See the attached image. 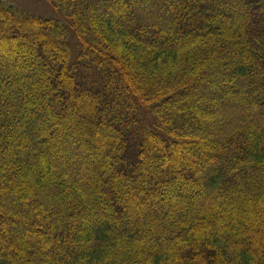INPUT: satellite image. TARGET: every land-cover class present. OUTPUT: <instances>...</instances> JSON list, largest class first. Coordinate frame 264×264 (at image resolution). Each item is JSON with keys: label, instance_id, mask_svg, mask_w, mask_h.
<instances>
[{"label": "trees", "instance_id": "1", "mask_svg": "<svg viewBox=\"0 0 264 264\" xmlns=\"http://www.w3.org/2000/svg\"><path fill=\"white\" fill-rule=\"evenodd\" d=\"M44 1L0 0V264H264V0Z\"/></svg>", "mask_w": 264, "mask_h": 264}, {"label": "rangeland", "instance_id": "2", "mask_svg": "<svg viewBox=\"0 0 264 264\" xmlns=\"http://www.w3.org/2000/svg\"><path fill=\"white\" fill-rule=\"evenodd\" d=\"M1 1L13 5L18 9H22L32 16L57 18V14L52 10L51 6L47 4L44 0H1ZM85 173L86 172L83 171L81 172L82 175H85ZM19 191H21V189Z\"/></svg>", "mask_w": 264, "mask_h": 264}]
</instances>
